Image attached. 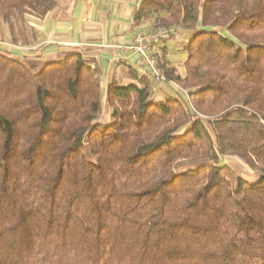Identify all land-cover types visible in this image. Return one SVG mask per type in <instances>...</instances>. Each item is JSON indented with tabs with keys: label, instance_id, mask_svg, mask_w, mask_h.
I'll use <instances>...</instances> for the list:
<instances>
[{
	"label": "trees",
	"instance_id": "16d2710c",
	"mask_svg": "<svg viewBox=\"0 0 264 264\" xmlns=\"http://www.w3.org/2000/svg\"><path fill=\"white\" fill-rule=\"evenodd\" d=\"M55 7L0 0V30L29 45L28 18ZM146 22L174 97L131 68L104 86L79 53L0 52V264H264V0H143L132 24Z\"/></svg>",
	"mask_w": 264,
	"mask_h": 264
},
{
	"label": "crops",
	"instance_id": "0c3cea01",
	"mask_svg": "<svg viewBox=\"0 0 264 264\" xmlns=\"http://www.w3.org/2000/svg\"><path fill=\"white\" fill-rule=\"evenodd\" d=\"M142 1L56 0L55 9L42 19L28 18L27 25L33 32L31 44L15 47L7 41L0 42V52L37 62L58 61L69 54L79 53L101 68L104 86L111 78L125 85L128 81L125 75L127 68L139 72L138 59L134 55L119 54L111 46L127 43L138 31L148 29L147 22L138 28L132 24V11ZM166 35L169 38L165 43L167 58L183 74L180 64L178 67L172 59V47L174 41L188 39L189 34L174 31ZM158 51L159 43L152 53ZM173 86L154 84L156 98L176 96L180 91L176 85Z\"/></svg>",
	"mask_w": 264,
	"mask_h": 264
},
{
	"label": "built area",
	"instance_id": "2783aa9c",
	"mask_svg": "<svg viewBox=\"0 0 264 264\" xmlns=\"http://www.w3.org/2000/svg\"><path fill=\"white\" fill-rule=\"evenodd\" d=\"M161 37V32L138 31L129 42L114 43L111 47L119 54L136 56L139 71L147 74L153 84H164L165 76L157 66L152 53V49L158 45Z\"/></svg>",
	"mask_w": 264,
	"mask_h": 264
},
{
	"label": "rangeland",
	"instance_id": "374dc122",
	"mask_svg": "<svg viewBox=\"0 0 264 264\" xmlns=\"http://www.w3.org/2000/svg\"><path fill=\"white\" fill-rule=\"evenodd\" d=\"M149 25V24H148ZM2 30V31H1ZM0 30V36H2L3 40L8 41V33L7 30L3 27V29ZM145 30L147 32H151L150 29H142V31ZM215 31H221L220 29L216 28ZM223 35L227 36V34L224 31H221ZM168 34V33H166ZM165 36V34H164ZM163 37V36H162ZM168 37V35H166ZM186 39L182 40H176L174 41V46L172 47V59L175 61V64L179 67V64H181L185 59V54L181 55L182 50V42H184ZM158 47V45H157ZM181 68V67H180ZM182 70V68H181ZM140 72V71H139ZM142 73V72H140ZM144 73V72H143ZM163 73V72H162ZM145 74V73H144ZM166 79V78H165ZM165 85H169L170 87H174L173 83L166 80ZM175 85V84H174ZM177 90L180 91L179 87L177 86ZM108 115L106 113L103 114L101 121L102 123H106ZM222 163L227 164L230 166V168L233 170V172L242 177L243 179L247 180L250 183L255 182L258 179V175L253 173L241 160L237 159L234 156H225L221 158Z\"/></svg>",
	"mask_w": 264,
	"mask_h": 264
}]
</instances>
